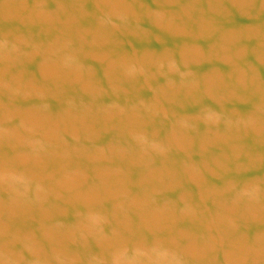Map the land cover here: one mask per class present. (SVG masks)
Returning <instances> with one entry per match:
<instances>
[{
    "label": "water",
    "instance_id": "1",
    "mask_svg": "<svg viewBox=\"0 0 264 264\" xmlns=\"http://www.w3.org/2000/svg\"><path fill=\"white\" fill-rule=\"evenodd\" d=\"M0 264H264V0H0Z\"/></svg>",
    "mask_w": 264,
    "mask_h": 264
}]
</instances>
